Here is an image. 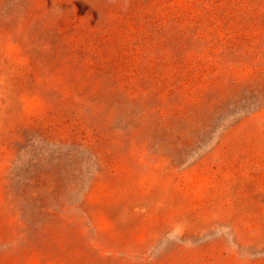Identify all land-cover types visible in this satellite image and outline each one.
<instances>
[{
    "label": "rangeland",
    "instance_id": "374dc122",
    "mask_svg": "<svg viewBox=\"0 0 264 264\" xmlns=\"http://www.w3.org/2000/svg\"><path fill=\"white\" fill-rule=\"evenodd\" d=\"M0 264H264V0H0Z\"/></svg>",
    "mask_w": 264,
    "mask_h": 264
},
{
    "label": "trees",
    "instance_id": "16d2710c",
    "mask_svg": "<svg viewBox=\"0 0 264 264\" xmlns=\"http://www.w3.org/2000/svg\"><path fill=\"white\" fill-rule=\"evenodd\" d=\"M180 74H182L183 72L182 71H179ZM223 101V100H222Z\"/></svg>",
    "mask_w": 264,
    "mask_h": 264
}]
</instances>
